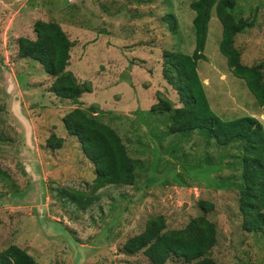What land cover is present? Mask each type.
Returning <instances> with one entry per match:
<instances>
[{
	"label": "rangeland",
	"instance_id": "rangeland-1",
	"mask_svg": "<svg viewBox=\"0 0 264 264\" xmlns=\"http://www.w3.org/2000/svg\"><path fill=\"white\" fill-rule=\"evenodd\" d=\"M193 1L0 0V253L16 246L34 264H151L142 252H125V242L159 216L164 230L204 216L216 230L210 259L264 264V228L242 229L243 144L218 145L201 131L172 134L171 112L151 110L161 100L180 106L163 76V51L192 53ZM231 13L253 23L234 47L264 81V0H236ZM37 21L58 24L70 41L63 74L79 88L73 98L54 93L56 77L18 55L21 38L36 39ZM221 30L212 15L206 61L197 64L210 108L223 121L254 117L264 129V109L219 52ZM73 109L118 134L134 162L132 185L92 192L95 168L64 123ZM73 192L90 204L79 209Z\"/></svg>",
	"mask_w": 264,
	"mask_h": 264
},
{
	"label": "trees",
	"instance_id": "trees-1",
	"mask_svg": "<svg viewBox=\"0 0 264 264\" xmlns=\"http://www.w3.org/2000/svg\"><path fill=\"white\" fill-rule=\"evenodd\" d=\"M236 0H195L189 8L194 12V49L191 54L172 50L163 51L166 70L163 76L176 90L179 107L168 101H159L152 111L171 112L168 131L172 134L201 131L218 145L240 141L242 146V180L239 210L243 216L242 229L246 232H261L264 228V129L251 116L233 120H221L210 108L203 84L197 73L199 61H206V46L209 21L214 15L221 25L219 52L226 59L230 73L244 82L256 103L264 109V81L259 67L241 63L240 54L234 47V38L251 28L246 19H235L231 13ZM169 23L172 18H165ZM36 39L21 38L18 55L39 63L45 72L56 77L53 92L64 99L79 94V88L63 71L67 65L70 41L61 27L53 22L37 21L34 24ZM69 135L75 137L85 158L94 166L95 177L92 192L108 185H132L134 162L118 134L96 116L81 109H73L64 117ZM71 201L79 209L91 202L83 192H73ZM201 207L207 210L203 204ZM162 217L147 223L138 235L128 239L123 249L128 254L142 252L151 264H165L171 257L184 264H217L207 254L216 241L213 223L204 216L191 220L185 228L164 230ZM164 231V232H163ZM0 264H34L33 258L22 249L11 246L0 253Z\"/></svg>",
	"mask_w": 264,
	"mask_h": 264
}]
</instances>
